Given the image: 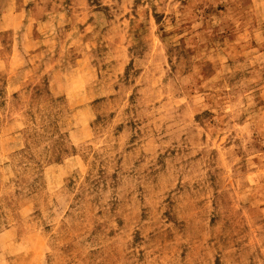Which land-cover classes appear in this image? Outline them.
<instances>
[{
    "label": "clouds",
    "instance_id": "1",
    "mask_svg": "<svg viewBox=\"0 0 264 264\" xmlns=\"http://www.w3.org/2000/svg\"><path fill=\"white\" fill-rule=\"evenodd\" d=\"M262 202L264 0H0V264H264Z\"/></svg>",
    "mask_w": 264,
    "mask_h": 264
},
{
    "label": "rangeland",
    "instance_id": "2",
    "mask_svg": "<svg viewBox=\"0 0 264 264\" xmlns=\"http://www.w3.org/2000/svg\"><path fill=\"white\" fill-rule=\"evenodd\" d=\"M230 43L237 44V50H239L238 42L236 40H231ZM262 210H264V202L260 203L258 207L250 208L247 212V216L261 215ZM238 216L241 218L245 217L244 213H238Z\"/></svg>",
    "mask_w": 264,
    "mask_h": 264
}]
</instances>
